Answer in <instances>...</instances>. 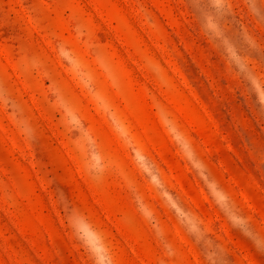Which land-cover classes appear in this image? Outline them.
<instances>
[{"label":"rangeland","instance_id":"obj_1","mask_svg":"<svg viewBox=\"0 0 264 264\" xmlns=\"http://www.w3.org/2000/svg\"><path fill=\"white\" fill-rule=\"evenodd\" d=\"M0 264H264V0H0Z\"/></svg>","mask_w":264,"mask_h":264}]
</instances>
